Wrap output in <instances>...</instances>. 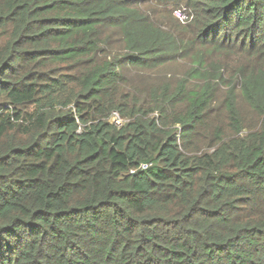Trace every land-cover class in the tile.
<instances>
[{"label": "trees", "instance_id": "obj_1", "mask_svg": "<svg viewBox=\"0 0 264 264\" xmlns=\"http://www.w3.org/2000/svg\"><path fill=\"white\" fill-rule=\"evenodd\" d=\"M0 264H264V0H0Z\"/></svg>", "mask_w": 264, "mask_h": 264}, {"label": "clouds", "instance_id": "obj_2", "mask_svg": "<svg viewBox=\"0 0 264 264\" xmlns=\"http://www.w3.org/2000/svg\"><path fill=\"white\" fill-rule=\"evenodd\" d=\"M180 8H181V7H180ZM180 8H179V9H175V10L173 11V14L175 15V11H180V12L183 13L184 18H183L182 20H179V19L176 17V15H175V17H176L181 23H184V22L189 21V20L191 19V16L185 14V12H188V10H187L186 8H184V10L182 11ZM116 114H117V113H116ZM117 115H118V114H117ZM112 118H113V114H112V116H111V121H112L114 124L118 125V124L121 123V119H120L119 116H118V119H119V122H118V123H116L115 121H113ZM140 168H141V167H140Z\"/></svg>", "mask_w": 264, "mask_h": 264}, {"label": "built area", "instance_id": "obj_3", "mask_svg": "<svg viewBox=\"0 0 264 264\" xmlns=\"http://www.w3.org/2000/svg\"><path fill=\"white\" fill-rule=\"evenodd\" d=\"M175 15H176V17H177L179 20H182V19L184 18L183 13L180 12V11H175ZM112 120L115 121L116 123L119 122L118 115H117L116 113H113V118H112ZM146 166H147L146 164H142L140 167H141L142 169H144V168H146Z\"/></svg>", "mask_w": 264, "mask_h": 264}, {"label": "rangeland", "instance_id": "obj_4", "mask_svg": "<svg viewBox=\"0 0 264 264\" xmlns=\"http://www.w3.org/2000/svg\"><path fill=\"white\" fill-rule=\"evenodd\" d=\"M184 8H185V7H184V6H182L180 9L183 11V10H184Z\"/></svg>", "mask_w": 264, "mask_h": 264}, {"label": "bare ground", "instance_id": "obj_5", "mask_svg": "<svg viewBox=\"0 0 264 264\" xmlns=\"http://www.w3.org/2000/svg\"><path fill=\"white\" fill-rule=\"evenodd\" d=\"M142 165V164H141Z\"/></svg>", "mask_w": 264, "mask_h": 264}]
</instances>
